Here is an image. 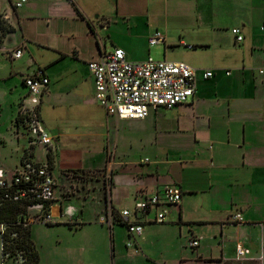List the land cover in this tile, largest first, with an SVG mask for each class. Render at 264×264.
<instances>
[{
    "label": "crops",
    "instance_id": "obj_1",
    "mask_svg": "<svg viewBox=\"0 0 264 264\" xmlns=\"http://www.w3.org/2000/svg\"><path fill=\"white\" fill-rule=\"evenodd\" d=\"M20 1L3 0L4 5H0V70L9 67L6 75L0 73V88H8L11 94L17 92L16 113L20 107H30L24 78L37 69L44 70L49 82L35 111L56 139L50 164L54 178L55 174L61 177L60 187L66 184V171L112 170L107 208L116 210L114 203L123 196L119 192L113 196L112 188L123 189V195L129 192L135 203L166 185L176 184L182 198L168 208V214L176 216V223L166 221L167 217L156 223L148 214L141 218L143 227L178 225L189 232L187 247L190 238L197 237L198 246L189 248L198 249L181 261L264 264V76L257 73V68L264 67V0H24L16 6ZM162 5L163 30L157 27L155 13ZM169 16L178 18L180 26L169 28ZM191 17L193 30L189 32L185 19ZM233 27L243 36L239 43L231 32ZM155 30L164 33L160 43H164L166 55L173 46L169 40L184 38L187 33L194 35L202 50H211L209 64L196 68L187 62L197 70L194 96L172 107L178 108L172 117L168 115L172 108H158L142 120L107 115L94 98L87 62L116 47L122 48L129 60L145 59L151 47L148 38ZM184 42L180 39L181 45ZM33 44L46 49L45 59L32 57ZM17 47L22 50L21 56L10 58ZM206 70L212 72L207 79L202 76ZM159 131L166 136L187 137L191 149L174 151L178 157L169 160L166 156L163 163L156 155L151 157L153 163H149V157L137 161L120 157L119 139L124 138L133 150L136 138L140 144L149 137L150 145H155ZM47 153L45 150L43 163H48ZM100 155L101 165L92 164ZM69 159H78L83 165L71 170L60 163ZM57 190L56 180L55 196L61 195V188ZM196 197L203 198V213L218 211L226 216L191 219L188 214ZM82 211L54 201L51 213L55 222L42 225L68 230L73 227L75 233L81 232L87 224ZM236 212H240V220L233 218ZM105 214L106 210L98 217L99 230L105 229L103 224L109 228L124 226L101 222L99 218ZM204 224L216 229L211 238L214 244L208 249L201 245L204 237L199 236ZM30 238L38 254L37 264H97L92 245L72 252L61 246L59 237L55 241L33 237L30 229ZM110 241L111 259L119 260L122 251H116L114 240ZM85 243L90 245L91 241ZM234 246L244 250L242 257L236 255Z\"/></svg>",
    "mask_w": 264,
    "mask_h": 264
},
{
    "label": "built area",
    "instance_id": "obj_2",
    "mask_svg": "<svg viewBox=\"0 0 264 264\" xmlns=\"http://www.w3.org/2000/svg\"><path fill=\"white\" fill-rule=\"evenodd\" d=\"M24 0L16 3L22 4ZM237 43L243 40L240 29H231ZM164 41V33L155 30L148 38L149 46ZM186 48L190 45L184 44ZM22 50L17 47L10 53V58L17 59ZM93 79L94 98L107 115L119 119L142 120L151 111L158 108L170 109L187 103L196 90L197 70L182 61L153 60L150 56L142 60H129L122 48L116 47L103 52L98 59L87 62ZM257 73L264 76V67L257 68ZM207 79L212 76L210 70L203 71ZM28 89V99L32 104L27 107L29 117L25 124L35 142L49 152L55 146L52 137L38 120L35 108L49 80L43 69L35 70L24 78ZM56 179L48 163L24 160L13 169L0 167V216L10 205L16 208L14 219L4 220L0 217V253L3 256L16 255L18 264H28L27 257L31 249L26 243H17L18 230L31 227L34 223L50 224L55 222L51 207L56 200ZM182 198V190L176 184L164 186L160 191L135 201L133 208H124L117 212L127 230L125 247L138 252L136 236L143 231L141 218L154 211L152 221H165L168 208L176 205ZM113 209L106 210L101 222L111 223ZM240 220V212L233 215ZM198 238L191 237L189 247L198 246ZM6 244V245H5ZM32 247V246H31ZM236 255H244L241 247H236Z\"/></svg>",
    "mask_w": 264,
    "mask_h": 264
},
{
    "label": "rangeland",
    "instance_id": "obj_3",
    "mask_svg": "<svg viewBox=\"0 0 264 264\" xmlns=\"http://www.w3.org/2000/svg\"><path fill=\"white\" fill-rule=\"evenodd\" d=\"M0 5H4L3 0H0ZM155 11L157 14V27L163 30L164 6L162 5V8L157 7ZM192 20V17L190 19H185V22H187V26L185 27L189 32L193 30L191 29L193 27V25H191ZM168 22L169 28L180 26L176 23L179 22L178 18L172 19V17L169 16ZM180 39H184V43L190 45L191 48L188 49L185 45H181ZM12 41L14 43V37H12ZM169 41H171L169 43H173V46L168 48L170 51L167 49V52L170 53L169 55H166V47L164 43H158L152 45L149 48V54H146L144 57L147 58L150 56L153 60L166 59L183 61L185 63L190 62L196 68H199V65L210 63L212 56L211 50H202L200 45L197 44L194 35L187 33V36L184 38H178V36H175V38H171ZM33 50L34 53L31 54L32 57H38L39 59L46 58L47 51H45L46 49L43 47L33 44ZM1 72L6 75L9 72V67L4 66L0 70V73ZM17 100V92L11 94V91H9L8 88H0V167L8 170L13 169L24 160H32L39 163L46 162L41 161V159L44 160L45 158V148L35 142L34 138L29 134L27 125L24 123L25 118L29 117L28 115L30 114V111L27 110V107L23 106L15 113ZM31 105L32 104L29 101L28 106ZM42 110L44 111V108ZM177 111L178 108H172L168 111V115L170 117L175 116L178 113ZM42 126L49 133L48 127L44 124ZM76 141L80 145L83 144V142H79V139H76ZM188 141L189 139L183 135L172 137L166 136V133L159 131L157 142L156 144L154 143L155 145L153 146L150 145L148 137L143 138L140 144H138L139 141L138 138H136L134 140L135 145H133V150L129 149L128 143L124 138L117 141V147L121 151L120 155H123L120 157L126 161H137L139 157H149V163H153L151 157L156 155L158 161L163 163L162 160H164V157L166 156L169 160L178 157L174 151L191 149V144ZM110 145L112 147V142ZM99 147H101V144H99ZM51 153L52 151L50 150L48 154ZM102 155H100V157L97 158L98 160H95L94 163H91L94 165H101ZM60 163L71 170H78L83 165L78 159H69L68 161ZM124 168L128 169L127 167ZM111 171L112 170H107L106 168L83 172L66 171L64 173L67 176V181L66 184L61 187V177H58L55 174L58 183L57 191H60L59 188H61L60 193L63 198L70 199L69 201L62 200L61 195L56 194L55 202H62L63 207L70 206L74 209L83 210V219L87 224L84 226L83 231L75 233L73 227L72 230H68V227L53 229L55 228L54 226L50 227L42 225L41 223H34L30 228L31 235L38 238H52L53 241L59 237L61 246L72 252L75 251L76 248L83 246L88 249L92 245L93 257L96 258L97 264H196L191 260L181 261L183 257L189 259L196 252L198 247L193 248L195 250H192L186 246L189 232L185 229L180 230L178 225H176V227H164L162 224H152L151 227H143L142 235L136 236L138 247L137 253H135L131 247L126 248L124 246V241L127 237V230L124 226L113 225L109 228L107 225L103 224L105 229H98L99 226L96 225L97 222L100 223L98 217L108 209V188L110 187L109 181L111 178ZM119 188L123 187L119 186ZM122 190L117 189L116 191L112 188L113 196L114 194L117 196L118 192L123 196L120 198L119 202L114 203V208L119 211L123 208L131 209L134 206L130 193L126 191L125 195H123ZM105 193L106 205H104ZM192 202L193 210L188 214L191 219H221L226 216L225 213H219L218 211L203 213V210L205 209L203 198L196 197L192 199ZM149 216L153 217L154 211H151ZM166 221L176 223L177 218L175 215L168 214ZM212 228L214 227L207 224L201 225L199 228V232H201L199 236L204 237V240L201 241V245L207 246V249L210 244H214V241L211 238L212 232L216 229L213 230ZM110 240H114L116 251H122L123 255L119 260L117 258L111 259L112 241ZM90 241V245L85 243ZM227 249H230V247ZM233 250L236 251V246L233 247ZM96 251H99L100 253H96ZM211 251L214 252V249L212 248ZM208 253H210V251ZM95 255H97L98 258ZM19 260L20 258L16 255L9 254L8 256H3L0 253V264H18ZM75 264H78V261ZM199 264L217 263L216 261H200Z\"/></svg>",
    "mask_w": 264,
    "mask_h": 264
},
{
    "label": "trees",
    "instance_id": "obj_4",
    "mask_svg": "<svg viewBox=\"0 0 264 264\" xmlns=\"http://www.w3.org/2000/svg\"><path fill=\"white\" fill-rule=\"evenodd\" d=\"M0 27H2L0 25ZM49 153V152H48ZM47 153L48 157V163L50 164V154ZM106 199V193H105V198ZM106 201V200H105ZM14 205H10L4 212L1 214V219L4 220H10L14 219L15 217V210ZM113 212V220L112 222H115L117 224L124 225L121 219L118 217L117 210H112ZM17 243H26L27 247L31 249V252L29 256L27 257L28 264H37L38 263V254L37 251L35 250V247L33 245V242L30 238V227L22 228L21 230H18V239L16 240ZM32 246V247H31Z\"/></svg>",
    "mask_w": 264,
    "mask_h": 264
}]
</instances>
